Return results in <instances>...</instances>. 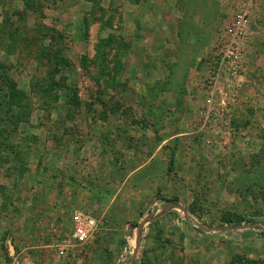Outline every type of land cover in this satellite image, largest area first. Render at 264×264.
Segmentation results:
<instances>
[{
	"label": "rangeland",
	"instance_id": "rangeland-1",
	"mask_svg": "<svg viewBox=\"0 0 264 264\" xmlns=\"http://www.w3.org/2000/svg\"><path fill=\"white\" fill-rule=\"evenodd\" d=\"M212 1L0 0V74L25 97L0 107V264H264V121L217 102L206 123V75L203 99L186 86L241 3L185 56L186 8ZM76 212L98 223L86 243Z\"/></svg>",
	"mask_w": 264,
	"mask_h": 264
},
{
	"label": "crops",
	"instance_id": "crops-1",
	"mask_svg": "<svg viewBox=\"0 0 264 264\" xmlns=\"http://www.w3.org/2000/svg\"><path fill=\"white\" fill-rule=\"evenodd\" d=\"M196 2L200 4L203 2V0H196ZM229 3L230 1L226 2V4ZM222 5L223 2H221L220 0L207 3L203 14L199 15L196 19L187 12L186 8L185 23L190 26V34H185V39H187L188 41L185 47V56L193 53V48H196L198 50L201 49L197 46V43H199L201 37L206 36L209 38L211 36V38H213V35L215 36V33L217 32V29L221 23L220 17L223 16ZM263 11L264 9L259 13L257 17H255L253 21L252 29L254 35L251 40L252 43L248 48L246 61L244 63L245 69L243 71L242 77L240 78L242 86L237 95L233 96V94H229L228 96H222L219 99V101L221 102L219 105H225L224 109L227 112L226 117L229 120L227 123L231 122L232 120L237 121L239 119H242L243 117L248 116L250 121L248 130H256L258 127L261 128L260 122L264 121L260 117V107L264 106V47L262 46L264 45ZM203 30L205 31V34L202 33ZM209 51L211 50L209 49ZM207 52V47H204V49L200 52L199 58L197 59L198 62L196 66H194V63H196L195 61H192V64L188 65L190 71L188 73L186 86L190 87V91H192V93H196V97L198 96V98H202L203 96V93L199 91V88H201V85L204 81V79H202V76L206 75L205 63H202V61ZM200 63L201 65H199ZM186 103L189 104V101H187V99ZM217 122H220L219 118ZM25 197L26 196H24V199ZM20 199H22V201L16 204H20V208H22V205H24V202H26L27 200L25 199L24 201L22 197H20ZM6 219L8 220V218ZM10 239L15 241L16 236L12 235ZM26 250L27 248L24 246L23 248H21V253L25 254ZM2 260L3 258H1L0 255V263L2 262Z\"/></svg>",
	"mask_w": 264,
	"mask_h": 264
},
{
	"label": "built area",
	"instance_id": "built-area-1",
	"mask_svg": "<svg viewBox=\"0 0 264 264\" xmlns=\"http://www.w3.org/2000/svg\"><path fill=\"white\" fill-rule=\"evenodd\" d=\"M263 9L264 0H241L236 13L221 33L204 81L207 107L203 115L206 123L212 116L223 115L215 106L220 97L239 89L245 57L254 35L253 21ZM97 229L98 223L93 217L76 212L72 217L71 240L86 243ZM64 253L61 250V254ZM13 264L22 263L15 260Z\"/></svg>",
	"mask_w": 264,
	"mask_h": 264
},
{
	"label": "trees",
	"instance_id": "trees-1",
	"mask_svg": "<svg viewBox=\"0 0 264 264\" xmlns=\"http://www.w3.org/2000/svg\"><path fill=\"white\" fill-rule=\"evenodd\" d=\"M26 6L30 3L29 0H25ZM45 52L47 53L48 56V61L53 62L54 60H64V56L59 54V51L52 48V49H45ZM5 65H1V69L3 70L2 74H0V84H2L0 88V107L4 109L5 113L10 116L11 114V107L15 104H21L22 100L25 97H21V94L23 92L19 91L16 89V84L12 80V78L7 75L5 71ZM24 95V94H23ZM161 200L165 201L168 204H176L177 200H167V199H162ZM233 223L240 224L243 223L241 220L235 221ZM251 223V222H249ZM201 231V229H198ZM262 235H264V231L261 232Z\"/></svg>",
	"mask_w": 264,
	"mask_h": 264
},
{
	"label": "water",
	"instance_id": "water-1",
	"mask_svg": "<svg viewBox=\"0 0 264 264\" xmlns=\"http://www.w3.org/2000/svg\"><path fill=\"white\" fill-rule=\"evenodd\" d=\"M156 219H157V217H154V220H156ZM199 228H200L201 230L204 229L203 226H201V225L199 226ZM263 231H264V229H263ZM140 241H141V239L139 238V239H138V245L140 244Z\"/></svg>",
	"mask_w": 264,
	"mask_h": 264
}]
</instances>
